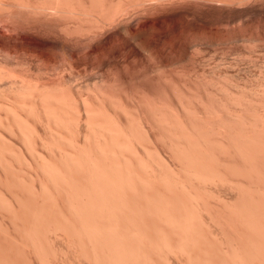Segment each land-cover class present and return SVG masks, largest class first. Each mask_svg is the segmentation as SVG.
Returning a JSON list of instances; mask_svg holds the SVG:
<instances>
[{
    "label": "bare ground",
    "instance_id": "obj_1",
    "mask_svg": "<svg viewBox=\"0 0 264 264\" xmlns=\"http://www.w3.org/2000/svg\"><path fill=\"white\" fill-rule=\"evenodd\" d=\"M256 6L0 0V264H264V80L184 81L192 52L264 47ZM204 12L209 29L166 56L155 30ZM170 69L184 87L160 82Z\"/></svg>",
    "mask_w": 264,
    "mask_h": 264
},
{
    "label": "rangeland",
    "instance_id": "obj_2",
    "mask_svg": "<svg viewBox=\"0 0 264 264\" xmlns=\"http://www.w3.org/2000/svg\"><path fill=\"white\" fill-rule=\"evenodd\" d=\"M258 8H260V9H258ZM262 8L264 9V6H262V7H261V6H260V7H259V6H256V8H255V7L252 8V9H251V14H254V16L251 15V14L248 15V16L245 18V23H247L248 25L254 26V25H257L258 23H262V22H264V19H263V18H264V10H263ZM232 9H233V10H236V11H232V10H231L232 13L241 10V8H238V7H237V8H232ZM242 9H243V8H242ZM256 9H257V10H256ZM253 10L255 11L256 14L254 13ZM262 10H263V12H261ZM219 11H220L219 8H212V10H211L210 12H212V13L215 12V14H217V12H219ZM256 11H257V12H256ZM258 11H259V12H258ZM256 15H257V16H256ZM206 16H207V17H206ZM251 16H252V18H251ZM200 17H201V18H200ZM208 18H210V21H211V22L209 21ZM213 18L215 19V17H212V15H210V14L204 12V13L202 14V16H197V18L195 17L194 19H193V17H191V18H189V19L186 18L187 21H186V19H182V20H179V21H173V23L170 22L168 25H164L163 27H160L159 29H157L158 31L155 30V33H154L155 36H154V38L157 39V43H158V45L163 44V43L166 44V46H165V47H166L165 53L167 54V55L165 54L166 56H168V57H170V56L172 57V55L175 56V55H177L176 53H175V55H174V51H176V47H178L179 45L183 47V45L186 43V40H185V37H186L185 30H187V29H188L189 27H191V25H192V27L199 28V29L202 30V31H207V30L209 29V27H210V24H211L212 21H213ZM249 18H251V19H249ZM197 19L200 20V21H198ZM247 19H248V20H247ZM194 20H195V21H194ZM202 20L204 21V23L202 22ZM246 20H247V21H246ZM182 21H183V22H182ZM184 21H185V22H184ZM261 21H262V22H261ZM174 22H175V23H174ZM186 22H187V23H186ZM205 22H208V23H205ZM185 23H186V24H185ZM209 23H210V24H209ZM172 24H173V25H172ZM174 24H176V25H174ZM183 24H184L186 27L183 26ZM193 24H194V25H193ZM206 24H207V25H206ZM178 25H179L180 27H179ZM204 25H206V26L203 27ZM182 26H183V27H182ZM196 26H197V27H196ZM201 26H202V28H201ZM175 27H177V29H176ZM161 28H162V29L164 28V29L162 30ZM165 28H166V29H165ZM206 28H207V29H206ZM175 29H176V30H175ZM171 31H172V32H171ZM164 33H165V34H164ZM157 34H158V35H157ZM165 35H166V36H165ZM177 36H178V37H177ZM163 37H164V38H163ZM169 37H170V38H169ZM175 38H176V39H175ZM163 39H164V40H163ZM175 40H176V41H175ZM263 40H264V39H263ZM263 40H262V41H263ZM169 41H170V42H169ZM228 42L230 43L231 40H228ZM228 42H227V41H224V43H225V44H224L223 41H222V43H221V41H220V43L217 42L216 44L219 45L221 48H223V47L226 45V43H227V45H228ZM235 42H236V41H235ZM235 42L232 41V43H230L228 46L226 45L225 48H223V49H219L220 47L217 46V47H219V48H218V51L221 50V53H220V52H218L219 54H218V53H215L216 55L213 54V52H217V51L214 50V49H215V48H214V45H215V44H213L212 46H210L211 48H210L209 46L207 47V50H208L209 52H212L213 57H215V58L217 57L216 59H218V57H219L218 60H221V59L223 60V59H225V62H224V61H221V62L216 61V60H214L215 58H213V57H212V58H213L214 61L209 62V60H210L209 58H211L212 54H211V53H210V54H207V53H208V52L206 53L207 50L205 51V53L208 55V57H207V55L203 52V50H200V51H197V50H196L198 53L200 52V56H201V52H202L203 54H202L201 57H204V58L201 59L200 56H197V58H200V59H198V60H199V61H198L197 58H196V55H197L198 53L195 52V53H197V54H195L194 52H192V57L195 55V56H194L195 58L193 57L195 60H194L193 58H191L190 62H188L189 65L186 64V66H187L186 68H187V71H190V72L192 71L194 75L190 74L189 72H187V71L185 70L186 73H188V75H190V76H187L186 73H184L185 71H183V70L181 71V70H180V72H183L184 75L187 76V77H185L184 75H182L183 78H184V77L187 78V79L184 78V81H186V80L188 81L189 77H191V76H194V78H195L196 75H197V78H199L198 75L201 74V73H203V71H204L206 74H208V75H206V74L204 73V74L206 75L205 77H207L206 79H208V78H211V79H212V80H211V79H208V80H210L209 82H212L215 86H216L217 84H218L219 86L221 85L220 88H219L218 85L215 87V86L211 83V85L214 86L213 88H215V89H216V88H219V91H221V92H222V89H223V88H222L223 83L225 84V82H226L228 79H229V84L231 83V85H233V86H236V85H237V86H238V85H241V86H242V85H243L242 87H243V88H246V87H244V86H245L246 84H248V86L246 85V86H247L246 89H248V87H250L249 90H250L251 92H254V91L251 90V88L253 89V88L256 86L257 83H258V84H257V86H256L255 88H257L258 86H259L260 88L264 87V86H263L264 83H262L263 80H264V74H263V73H264V70H263L264 67H263V69H262V66H264V64H263V63H264V61H263V60H264V50H263L264 47H263V48L261 47V48H259V49L257 50V48L254 49V48L249 47L248 44L246 43L247 46L249 47V49H248L247 46H246V48H247V49H246L245 46H244V44H243V47H244V48H243V47H239V46H242V43H243V42H241V43L238 42V44H240V45H238V44L235 45V44H234ZM244 43H245V42H244ZM262 43H264V42H262ZM221 44H223L224 46L221 45ZM233 44L237 47V49H233V48H236V47H232V46H234ZM246 44H245V45H246ZM237 45H238V46H237ZM229 46L232 47L231 50L228 48V50H229L230 52H227V54H229V55L231 54L230 57H226V56H221V57H220V56H219L220 54H221V55H223V54L225 55V54H226V53H225L226 51H224V50H227V47H229ZM262 46H264V44H262ZM215 47H216V45H215ZM217 47H216V49H217ZM238 47L241 48V49L243 48V49H242L241 51H239L240 49H239ZM171 48H172V49H171ZM208 48H210L211 50L208 49ZM212 48H213V51H212ZM168 49H169V52H168ZM245 49H246L247 51H246ZM250 49H254L253 51H258V52L255 53V52H252V51H251V54H250V51H249ZM204 50H205V48H204ZM228 50H227V51H228ZM232 50H233V51H232ZM236 50L239 51L240 54H238L239 52H237ZM243 50H244V51H243ZM166 51H167V52H166ZM222 51H223V52H222ZM242 51H243V52H242ZM193 53H194V54H193ZM242 53H243V54H242ZM260 53H262V54H260ZM204 54H205V56H206L207 58L204 56ZM259 54H260V55H259ZM210 55H211V56H210ZM229 55H228V56H229ZM239 55H240V56H239ZM241 55H242V56L244 55V57H242ZM249 55H250V56H249ZM225 57H226V58H225ZM233 57H235V58H233ZM240 57H242V58H240ZM205 58H206L208 61H207ZM212 58H211V60H212ZM228 58H229V59H228ZM236 58H237V59H236ZM253 58H254L255 60H253ZM226 59H227V60H226ZM257 59H258V60H257ZM192 60H194V63H195V64L192 63ZM204 60H206V61L204 62ZM229 60H233V62H234V60H235L236 63H233L232 61H231L232 63H229V62L227 63L226 61H229ZM236 60H237V61H236ZM260 60H261V61H260ZM195 61H197V63H196ZM202 61H203V63H205V65H206V62H207V66L203 65V64H202ZM215 61L221 63V64H220L221 66L219 65V63H216V64H215ZM238 61H239V64H237ZM243 61H245V62L243 63ZM254 61H256V62H254ZM262 61H263V62H262ZM198 62H200V63L203 65V68H201L202 65H201L200 63L198 64ZM222 62L224 63V65L228 64V65H230V66H227V65H226V66H224V67H225V69H224V67H223V63H222ZM249 62H250V63H249ZM261 62H262V63H261ZM190 63H191V64H190ZM209 63H210V64H209ZM242 63H243V66H241ZM252 63H254L255 65L252 64ZM260 63H261V64H260ZM192 64H193V65H192ZM208 64H209L210 67L208 66ZM212 64H213V65H212ZM256 64H257V65H256ZM195 65H198V66L195 67ZM214 65H215V66L218 65L217 68H216ZM238 65H239V66H238ZM188 66H190V67H188ZM193 66H194L195 68H194ZM199 66H200V68H199ZM204 66H205V67H204ZM213 66H214V67H213ZM191 67H192V69H191ZM206 67H207V68H206ZM231 67H232V68H231ZM233 67H234V68H233ZM196 68H197L198 70H197ZM211 68H212V70H211ZM154 69H155V70H154ZM154 69H153V70H152L151 68L148 69V70H149V73L151 72L150 70H152V73H151V76H152V77H150V79L152 78L153 80H157V79H156L157 77H158V79H159V77H161V79H162V76H161L162 74H160V73H161L160 71H162V70L159 71V75H160V76H158V75L156 74V73H158V70H157L156 68H154ZM214 69H215L216 71H213ZM228 69H230V70H228ZM261 69H262V70H261ZM148 70L145 71L146 75H148ZM195 70H197L196 73L198 72V74H196V73L194 72ZM217 70H218V72H217ZM225 70H227V71H225ZM260 70H261V71H260ZM141 71H142V70H141ZM141 71H140V73H141ZM153 71H154V72H153ZM169 71H170L171 73L168 74ZM175 71H176V73H180V72H179V69L177 70V69L175 68ZM259 71H260V72H259ZM135 72H136V71H135ZM135 72H134V75H136V73H138L137 75H142V74H139V71H137L136 73H135ZM155 72H156V73H155ZM163 72H164V71H163ZM199 72H200V73H199ZM234 72H235V75H234ZM261 72H262V73H261ZM126 73H127V72H126ZM142 73H143V72H142ZM154 73H155L156 75H155ZM173 73H174V74H173ZM183 73H180V75L183 74ZM211 73H213L214 75L211 74ZM228 73H229V74L232 73V75H230L231 77L229 76ZM236 73H237V74H236ZM131 74L133 75V73H129V72H128V75L132 76ZM143 74H144V73H143ZM166 74H167L168 76L172 75V76L174 77V76H175L174 69H170V70L166 71V73L163 74V80H160V82H163L164 84H167L166 82L168 81V79H170V82H173V84L178 85V83H175V82H176L177 80H179V82H180L179 85H180V84L182 85L181 82H183V81H182L183 79L180 77L179 74H178V75H179L180 78H178V76L176 75V76L174 77L175 80H174L172 77H170V78H169V77H166L165 80H167V81H164V77H165L164 75H166ZM210 74H211V75H210ZM222 74L224 75V77H223L224 79L222 78V76H223ZM226 74H227V75H226ZM239 74H240V75H239ZM244 74H245V75H244ZM121 75H122V74H121ZM154 75H155V76H154ZM167 75H166V76H167ZM217 75H219V76L217 77ZM221 75H222V76H221ZM238 75H239V76H238ZM243 75L246 76V77H244ZM253 75H254V76H253ZM261 75H262V76H261ZM149 76H150V75H149ZM156 76H157V77H156ZM199 76L201 77L202 75H199ZM211 76H213V77H211ZM226 76H227V77H226ZM248 76H249V77H248ZM147 77H148V76H147ZM176 77H177V78H176ZM225 77H226V78H225ZM234 77H235V79H234ZM236 77H238V78H236ZM241 77H242V78H241ZM148 78H149V77H148ZM167 78H168V79H167ZM215 78H216V79H215ZM218 78H219V79H223V80L227 79V80H226V81H223V80H219ZM258 78H259V79H258ZM146 79H147V78H146ZM150 79H148L149 81H147V86L150 85V87H148V89L152 90V92H155V94H156V91H157L156 88H151V86H152V87L160 86L159 81H158V83L156 82L158 85H156V83H154V84L156 85V86H155V85L151 84V83H153V82L150 83V81L152 80V79H151V80H150ZM172 79H173L175 82H174ZM180 79H182V80H180ZM199 79H200V78H199ZM199 79H198V80H199ZM202 79H204V78L201 77V79H200L199 81H202V82H204V80L207 81L206 79H204V80H202ZM214 79H215V81H214ZM232 79H233V81H232ZM237 79L239 80V82H237L238 84L235 82V81H238ZM256 79H258V80L256 81ZM261 79H262V80H261ZM218 80H219V82H218ZM244 80H245V81H244ZM246 80H247V81H246ZM222 81H223V82H222ZM261 81H262V82H261ZM148 82H149V83H148ZM170 82L168 83L169 85H166L167 87L164 86V87H166V92H167V93H168V90H167V89H169V88L172 89V86H173L172 83H170ZM217 82H218V83H217ZM221 82H222V83H221ZM234 82H235V83H234ZM240 82H243V83H240ZM245 82H248V83L244 84ZM251 82H252V83H251ZM254 82H255V83H254ZM183 83H184V82H183ZM185 83H186V82H185ZM185 83H184V84H185ZM216 83H217V84H216ZM227 83H228V82H227ZM232 83H233V84H232ZM239 83H240V84H239ZM259 83H260V84H259ZM261 83H262L263 85H262ZM164 84H161L160 87H157V88H158V91L160 90V91H159V94H160L161 91L163 90L161 87H162ZM170 84H171L172 86H171ZM203 84H205V83H203ZM208 84H209V83H208ZM234 84H235V85H234ZM251 84L253 85V87L251 86ZM181 85H180L179 87H181ZM186 85H187L188 87H186ZM186 85H185V87H186V89H188L190 85H189V84H186ZM209 85H210V84H209ZM209 85H208V86L206 85V87H209ZM261 85H262V87H261ZM140 86H141V85H139V87H138L140 90H138V89H135V90H137V91L140 92V91H141ZM182 86H183V85H182ZM233 86H232V87H233ZM134 87L137 88V85H136V86H133V88H134ZM141 87H142V89H144L143 86H141ZM164 87H163V88H164ZM168 87H169V88H168ZM173 87H174V86H173ZM176 87H177V86H176ZM176 87H175V88H176ZM183 87H184V86H183ZM211 87H212V86H211ZM211 87H210V88H211ZM238 87L242 89V87H240V86H238ZM238 87H236V89H238ZM259 87H258V88H259ZM160 88H161V89H160ZM175 88H173V90H172L175 94H177V93H178V94L182 93V91H181V92H180V91L177 92L178 88H177L176 90H175ZM191 88H192V86H191ZM191 88H190V89H191ZM199 88H200V87H199ZM201 88H202V87H201ZM221 88H222V89H221ZM233 88H234V87H233ZM255 88H254V89H255ZM260 88H259V89H255V90H260V91H262V89H260ZM83 89H84V91H87V90H85L86 88H83ZM115 89H116V88H115ZM115 89H114V90H115ZM153 89H155V90H153ZM164 89H165V88H164ZM193 89H195L194 86H193V88H192L190 91L194 92ZM246 89H244V90H246ZM174 90H175V91H174ZM216 90H217V89H216ZM249 90H248V91H249ZM263 90H264V89H263ZM158 91H157V93H158ZM164 91H165V90H164ZM164 91H162V93H161L163 96H164V94H163ZM209 91H211V90H209ZM217 91H218V90H217ZM246 91H247V90H246ZM195 92H196V90H195ZM251 92H250V93H251ZM210 93H211V92H210ZM210 93L208 92V94H210ZM214 93H215V91L213 92V94L211 93V95H212L213 97H214L215 95L219 96V95L216 94V93H215V95H214ZM256 93H260V92H259V91H258V92L255 91V93H251V94H256ZM262 93H263V91H262ZM157 95H158V94H157ZM162 95H161V97H162ZM211 95H210V96H211ZM159 96H160V95H159ZM165 96H166V95H165ZM212 96H211V97H212ZM217 96H215V97H217ZM168 97H169V96L167 95L166 98H168ZM215 97H214V98H215ZM166 98H164V99L167 100ZM217 98H220V96L217 97ZM162 99H163V98H162ZM165 100H163V101H165ZM168 100H169V99H168ZM195 100L197 101V99H195ZM167 102H168V101H167ZM162 104H163V103H162ZM162 104L160 103V107H162ZM166 104H167L166 106L163 105V106H164L163 108L166 107V109H167L169 103H166ZM158 106H159V105H158ZM169 107H170V106H169ZM170 108H171V110H172V107H170ZM170 108H168V109H170ZM262 112H264V110H262Z\"/></svg>",
    "mask_w": 264,
    "mask_h": 264
}]
</instances>
